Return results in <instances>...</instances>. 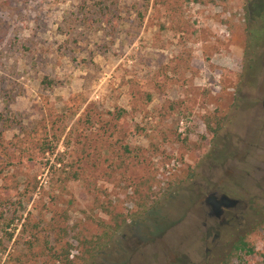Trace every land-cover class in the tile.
I'll return each instance as SVG.
<instances>
[{
    "label": "rangeland",
    "instance_id": "1",
    "mask_svg": "<svg viewBox=\"0 0 264 264\" xmlns=\"http://www.w3.org/2000/svg\"><path fill=\"white\" fill-rule=\"evenodd\" d=\"M0 264H264V0H0Z\"/></svg>",
    "mask_w": 264,
    "mask_h": 264
},
{
    "label": "flooded vegetation",
    "instance_id": "2",
    "mask_svg": "<svg viewBox=\"0 0 264 264\" xmlns=\"http://www.w3.org/2000/svg\"><path fill=\"white\" fill-rule=\"evenodd\" d=\"M207 201H209V202L211 201L210 207L211 208H215V209H217L219 206L220 207H224V208H229V207H231V206L236 204V202H234L232 200H229V199H227L224 196L220 197V204L216 201V199L214 200V198L212 196L207 198ZM219 214H221V213H220V211L218 209V211H217V213L215 215L218 216Z\"/></svg>",
    "mask_w": 264,
    "mask_h": 264
},
{
    "label": "trees",
    "instance_id": "3",
    "mask_svg": "<svg viewBox=\"0 0 264 264\" xmlns=\"http://www.w3.org/2000/svg\"><path fill=\"white\" fill-rule=\"evenodd\" d=\"M245 248H246L245 242L243 241V239H239L238 242L234 244L232 251L239 252L245 250Z\"/></svg>",
    "mask_w": 264,
    "mask_h": 264
}]
</instances>
